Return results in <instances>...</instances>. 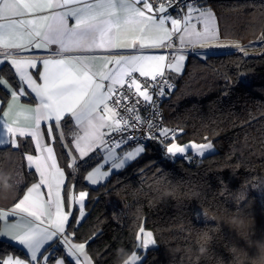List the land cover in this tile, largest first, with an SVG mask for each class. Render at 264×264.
Segmentation results:
<instances>
[{
  "label": "snow or ice",
  "instance_id": "obj_1",
  "mask_svg": "<svg viewBox=\"0 0 264 264\" xmlns=\"http://www.w3.org/2000/svg\"><path fill=\"white\" fill-rule=\"evenodd\" d=\"M170 8L175 9V16ZM169 24L171 27H167ZM218 36L216 18L203 0H0V65L7 61L14 69L12 77L18 78L14 87L0 76V86L9 90L11 101L20 108L21 96L34 94L36 100L35 107L24 109L23 122L13 113L12 103H8L7 111L0 108V146L26 149L19 154L40 176L22 199L10 209L0 210V237L26 250V259L5 253L0 255V264H50L48 253L54 243L63 245L66 257L74 259L75 264H93L86 251L88 241L74 242V232L68 231L74 205H79L73 218L75 225L85 216L88 193L80 191L77 197L71 186L64 187L65 172L57 165L53 147L40 143L42 135L63 139L62 129L72 123L68 165L72 179L79 167L102 159L104 163L86 175L91 184L99 183L112 170H122L144 152L142 144L132 150L123 146L136 139L139 124L146 123L150 130L159 127L144 121L138 106L158 115V102L153 96L163 97L174 89L172 81L182 73L186 60L183 48L206 44L225 47L218 44ZM176 40L181 48L170 59L163 54H144L148 48H173ZM235 47L245 51L240 45ZM32 48L45 50L46 58L25 55ZM119 49L134 51L122 54ZM96 60L115 67L97 74L90 67ZM38 65H42V71H29L38 69ZM166 69L176 76L170 79ZM10 115H15L11 121L7 119ZM65 116L69 120L61 123ZM44 122H51L46 132L41 128ZM169 133L161 127L159 137L149 132L146 138L159 139L171 157L186 155L189 149L203 157L213 148L210 142L180 146L175 142L176 135L169 137ZM33 143L35 149L30 147ZM35 150L40 155H33ZM104 164L109 165L108 170H104ZM17 185L14 181L13 187ZM42 186L47 188L46 195L39 191ZM136 240V249L146 250L156 244L153 232L143 226ZM140 259L134 251L128 264H137ZM52 264H65V259L57 257Z\"/></svg>",
  "mask_w": 264,
  "mask_h": 264
},
{
  "label": "trees",
  "instance_id": "obj_2",
  "mask_svg": "<svg viewBox=\"0 0 264 264\" xmlns=\"http://www.w3.org/2000/svg\"><path fill=\"white\" fill-rule=\"evenodd\" d=\"M203 3L215 12L222 40L241 45L260 41L264 47V0ZM12 73L9 65L0 67V76L15 87L17 78ZM172 82L175 87L164 109L167 122L184 129L176 141H209L215 152L186 161L175 156L172 162L148 146L142 156L91 188L84 175L99 160L79 167L74 180L68 167L72 123L62 129L63 139L45 135L66 173L65 188L72 185L75 192L88 193L83 220L75 225L74 213L68 231L74 232L73 241H88L86 251L93 264H115L118 249L128 254L138 251L136 236L141 226L153 232L156 244L146 250L140 264H218L219 258L229 264L232 256L226 246L232 243L250 257L254 250L246 248L234 217L253 225V239L264 238V196L250 189L264 175V48L254 55L238 50L211 52L205 58L191 54L184 73ZM9 98L0 86L2 103ZM68 120L64 117L61 123ZM50 126H43V131ZM30 147L35 149L34 144ZM26 151L0 146V175L9 176L12 185L18 182L12 195L0 199V210L13 206L27 186L38 180L19 154ZM165 190L173 195L164 198ZM203 213L210 219H200ZM204 232L213 236L210 255L197 261ZM5 253L26 258L24 251L0 240V255Z\"/></svg>",
  "mask_w": 264,
  "mask_h": 264
},
{
  "label": "crops",
  "instance_id": "obj_3",
  "mask_svg": "<svg viewBox=\"0 0 264 264\" xmlns=\"http://www.w3.org/2000/svg\"><path fill=\"white\" fill-rule=\"evenodd\" d=\"M211 11L213 12L214 17L216 18L217 27H218V31H219V26H218L217 17H216V15H215V12H214L213 10H211ZM169 12H170V11H169ZM170 13H171L172 15H174V16H175V14H176L175 12H170ZM193 22H195V21H193ZM167 27H171L170 24L167 25ZM197 27H198L199 29H202L203 26H202V25H197ZM174 39H175V38H174ZM232 42H233V41L222 40V39L220 38V33H219V36H218V44H219V45H224L225 47H219V46H217L216 44H212V45H207V44H206V45H204L203 47L196 46V47L200 48V50H201L200 52H193V51H189V50H193L195 47H192L191 45H188V46L185 47V48L188 49L189 52H188V51H184V52L186 53V59H187V57H188L189 55H191V54H194V55L204 54V55H205V54H207V53H211L212 50H215V49L217 50V49L226 48V47H228L229 44L232 43ZM169 43H171V42H169ZM176 44H179V45H180V43H179L178 40L175 41V45H176ZM173 48H174V47H173ZM117 51L121 52L122 54H126V53H129V52H133L134 50H131V49H119V50H117ZM177 52H178V51H174V52H172L171 54L167 55V54L163 51V47H161V48H148V49H145V50H144V54H154V55L163 54V55L169 57V59L171 58L172 55L177 54ZM25 55H28V56H30L31 58H34V59H37V60H43L44 58H46L47 53H46L45 50H43V49H35V48H32L31 51H30L29 53H26ZM0 58H2V57H0ZM185 61H186V60H185ZM185 61H184L183 69H184V66H185ZM165 63H167V61H166ZM4 64L9 65L10 68H11V65L8 64L7 61H5ZM2 65H3V64H2ZM2 65H0V67H1ZM90 67H91V70H92L93 72H96L97 74H99L100 72L107 71V70H109V69L115 67V65H112V64H105L103 60H96V61L92 62V64L90 65ZM11 69H12V68H11ZM38 70H39V71H42V65H38V69H29V71L32 72V73H35V72L38 71ZM12 71L14 72V69H12ZM182 72H183V71H182ZM166 75H167L168 77L171 76V75L176 76L175 73H173V72H169L167 69H166ZM134 76H139V73H135ZM179 76H180V75H179ZM142 78H144V77H142ZM17 79H18V78H17ZM37 80H38V78H37ZM38 82H40V81L38 80ZM2 87H3V86H2ZM3 88L6 89V90L9 92V90H8L6 87H3ZM29 91H30V90H29ZM9 94H10V93H9ZM8 103H12V104H13V113H14V114H17V115L19 116V119L21 120V122H23V118H24V116L26 115V112L24 111V109H26V108L29 107V106H31V107H35V106H36V100L34 99V94H31V95H27V94H26V95L21 96V97L19 98V104H20V105H23V108H20V107L16 104V102L11 101V97L8 99V101H7L5 104H3L2 101H1V99H0V108H3V110L7 111V110H8V108H7ZM2 115H3V113L0 112V116H2ZM65 117H68V116H65ZM13 118H15V115H10L7 119H8L9 121H11ZM73 123H74V122H73ZM49 124H51V122H44V123H42V125H41L42 131H43V126H45V125L47 126V125H49ZM0 137H2V124H0ZM40 143H41L42 145H43V144H48L49 146L53 147V145H52L51 143H48V142L46 141L45 135H42V138H41ZM33 144H34V143H33ZM34 146H35V144H34ZM132 148H133V147H131V148H127V149H128V150H132ZM53 149H54V147H53ZM144 149H145V148H144ZM97 151H99V150H97ZM117 151H119V150H117ZM68 153H69L70 160H71V152H70L69 150H68ZM144 153H145V150H144V152H143L140 156H142ZM92 154H95V153H92ZM92 154H90V155H92ZM34 155H40L39 150H37L36 154H34ZM54 155H55V157H56L58 167H60V168L63 170V168L60 166V164H59V162H58V159H57V156H56L55 149H54ZM77 155H78V153H77ZM140 156H139V157H140ZM139 157H137V158H139ZM137 158H136V159H137ZM136 159H134V160H136ZM134 160H132V161H130V162H127L125 166L129 165V164L132 163ZM25 162H26V166L28 167V162H27L26 159H25ZM103 163H104V161H103L102 159H100V160L98 161V163H97L93 168H91L89 171H92L95 167L99 166V164H103ZM28 169H32V170L35 171V168H34V167H31V168L28 167ZM108 169H109V165H108V164H104V170H108ZM63 171H64V170H63ZM89 171H87V172H89ZM118 171H120V170H112V171L110 172V175H109L106 179H101L100 182L97 183V184H95V185H93V184H91L90 182L87 181V179H86L87 172H86V174L84 175V182L86 183L87 186H89V187H91V188H94V187H97V186L100 185V184H103L107 179H109V177H110L112 174L117 173ZM64 172H65V171H64ZM37 176H38V180H37L36 182H32L31 184H29V185L27 186V188L24 190V192H23V194H22V196H21L20 199L23 198V195H24V194H27V189H28L29 187H31L33 183H38V182H39V179H40L39 173H37ZM66 185H67V176H66V173H65L64 187H66ZM70 186H71V188H72L73 194L76 195V196L78 197V195H79V191H78V192H75L74 189H73V186H72V185H70ZM68 187H69V186H68ZM68 187H67V188H68ZM39 191L42 192V193H44L45 195L47 194V188H46V187H43V186H42L41 189H39ZM63 194H64V193H62V195H63ZM85 199H86V198H85ZM11 207H12V206H11ZM11 207H9V208H7V209H10ZM7 209H1V210H7ZM72 211H73V215H74V213H75V217H76V216L78 215V206H77V204L73 206ZM85 214H86V211H85ZM83 218H84V217H83ZM9 219H10V220H14L15 218H9ZM71 219H72V217H70V219H69V223H70ZM82 220H83V219H82ZM82 220H81V221H82ZM81 221H80V222H81ZM1 223H2V222H1ZM0 240H4V241H7V242H10L11 244H13L14 246L18 247L19 249H21L22 251H24V252L26 253V250H25L22 246L18 245V244H17L16 242H14V241H10L7 237H0ZM74 242H75V241H74ZM48 254L50 255V264H52V261H54L57 257H59V258H64V259H65V264H75L74 259H72L71 257H66V250L64 249L63 245H61V244H59V243H54V247H53V249H52V250L50 251V253H48ZM16 257H18V258H22V259H26V258H23V257H20V256H16ZM90 259H91V258H90Z\"/></svg>",
  "mask_w": 264,
  "mask_h": 264
},
{
  "label": "clouds",
  "instance_id": "obj_4",
  "mask_svg": "<svg viewBox=\"0 0 264 264\" xmlns=\"http://www.w3.org/2000/svg\"><path fill=\"white\" fill-rule=\"evenodd\" d=\"M9 176L0 175V199H7L13 193V185L9 182ZM170 190H165L163 197L167 198L172 196ZM237 226L241 228L240 236L244 240L246 248L254 250V254L250 257L246 255L244 249H241L237 244L232 243L227 245V251L232 256L229 264H264V238L253 239V225L246 223L245 220L233 218ZM243 226V227H241ZM213 239L212 235L204 232L200 235V245L197 248L196 260L207 259L210 255L209 245ZM117 259L115 264H128L129 254L124 249L117 250ZM218 264H224L222 258L218 259Z\"/></svg>",
  "mask_w": 264,
  "mask_h": 264
},
{
  "label": "built area",
  "instance_id": "obj_5",
  "mask_svg": "<svg viewBox=\"0 0 264 264\" xmlns=\"http://www.w3.org/2000/svg\"><path fill=\"white\" fill-rule=\"evenodd\" d=\"M153 2H155V0H153ZM181 2H186V0H181ZM193 3L198 2V0H192ZM168 11L170 12H175V9H168ZM176 13V12H175ZM181 45L176 44L174 48H163V51L169 55L174 51H178L180 50ZM183 51H188V49L183 48ZM189 51H193V52H200V48L195 47L193 50H189ZM188 51V52H189ZM138 77V76H137ZM140 80H143L144 78L139 77ZM134 90V89H133ZM173 90V89H172ZM171 90V91H172ZM153 92L155 91L154 89L152 90ZM166 92H168V89H165ZM169 95L163 96V97H159V96H153V100L158 102V109H159V113L158 115L155 113L154 110H145L144 107L138 106V112L139 115L143 118L144 121L147 122H151L154 125H159L158 128H153V129H148L147 124L146 123H141L138 125V128L135 130V137L136 139H134L133 141H130L128 144H125L123 147L125 149L127 148H131L134 147L136 144H142L144 146V148L148 147V146H153L157 153L164 159H169L170 161H174L175 157H171L170 155L167 154L166 149L164 148V145L161 144L159 142V139H147V135L149 134V132H152L153 134H155L157 137H159V130L160 128H167L170 130L169 133V137H171L172 134H175L176 137L181 135L184 132V129L175 125V124H170L167 122L166 119V113H165V109H164V104H165V99L168 97ZM120 107V110L123 111L122 106H118ZM129 133L133 132V129L129 128ZM116 135V134H113ZM182 159L184 161L188 160L190 156L188 155H183L181 156Z\"/></svg>",
  "mask_w": 264,
  "mask_h": 264
},
{
  "label": "rangeland",
  "instance_id": "obj_6",
  "mask_svg": "<svg viewBox=\"0 0 264 264\" xmlns=\"http://www.w3.org/2000/svg\"><path fill=\"white\" fill-rule=\"evenodd\" d=\"M235 45H240L241 46V48H243L245 51H241L244 55H254V54H259V53H261V51L263 50V46L261 45V42L260 41H253V42H249V43H247V44H245V45H241L240 43H237V42H232V43H230L229 44V46L228 47H226V48H222V49H215V50H212L211 52H213V53H216V52H220V51H223V50H237V48L235 47ZM239 51V50H238ZM207 54H205V55H203V54H200L199 55V57H201V58H205V56H206ZM184 71H185V66H184V69H183V72L180 74V75H182L183 73H184ZM172 77H173V75H171ZM170 79H171V77H169ZM176 143H178L180 146H186V145H189V144H191V143H197V144H199V142H195V141H187V142H183V143H179V142H177V141H175ZM209 141H205V142H201V143H208ZM212 145H213V148L211 149V150H209V151H207L206 153H205V155L204 156H206V155H209V154H211V153H213V152H215L216 151V149H215V146H214V144L212 143V142H210ZM186 155H188V156H190V157H197V158H201L200 156H197L196 154H195V152H194V150H191V149H189V152L186 154ZM181 156H183V155H181V154H177L176 155V157H181ZM250 189H251V191L253 192V193H255L256 195H259V196H264V175H262L259 179H257L255 182H253V183H251L250 184ZM81 191H83V190H81ZM80 192V191H79ZM85 201H86V199L84 200V204H85ZM77 206H78V208H79V205L77 204ZM200 219H202V220H209L210 219V216H208L206 213H203L201 216H200ZM199 219V220H200ZM147 230V229H146ZM147 231H150V230H147ZM139 243V241H137V244ZM153 246H155V244L154 245H149V247L148 248H150V247H153ZM147 250V249H146ZM146 250H144V249H138V251H136L140 256H141V259L137 262V264H140L141 262H142V260H143V258H144V256H145V252H146ZM134 252V251H133ZM133 252H131L130 254H129V256L133 253Z\"/></svg>",
  "mask_w": 264,
  "mask_h": 264
}]
</instances>
